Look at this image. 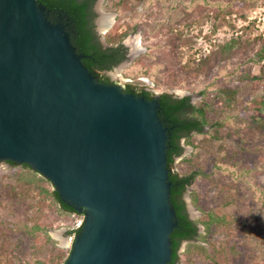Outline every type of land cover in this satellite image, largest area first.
<instances>
[{
    "label": "water",
    "instance_id": "water-1",
    "mask_svg": "<svg viewBox=\"0 0 264 264\" xmlns=\"http://www.w3.org/2000/svg\"><path fill=\"white\" fill-rule=\"evenodd\" d=\"M83 58L37 0H0V163L29 165L84 214L64 264H167L159 97L100 82Z\"/></svg>",
    "mask_w": 264,
    "mask_h": 264
},
{
    "label": "rangeland",
    "instance_id": "rangeland-1",
    "mask_svg": "<svg viewBox=\"0 0 264 264\" xmlns=\"http://www.w3.org/2000/svg\"><path fill=\"white\" fill-rule=\"evenodd\" d=\"M110 1L97 0V23L113 18L114 23L109 29L118 32L126 31L128 23L132 26L123 41L127 58L109 72L115 83L123 87L133 79L130 76H135L142 68L149 75H139L138 80L145 84L146 89L158 95L190 96L193 104L207 108L212 122L221 119L228 102L237 104L247 119L243 123L247 129L251 126L247 142H243L241 134L236 133L240 125L229 122L220 129L219 140L200 137L198 143L201 148L198 151L185 146L183 155L176 159L175 170L182 171L178 163L191 158L187 168L211 172L215 161L223 159L225 154L231 155L242 147L251 149L241 157L240 167L245 170L246 178L240 181L239 198L235 204L225 206L223 195L211 191L213 185L234 187L233 176L225 172H213L212 179L199 178L188 189L185 201L192 220L202 219L204 210L220 215H239L244 227L236 226L229 234L217 227L210 236L211 242L215 246L235 243L241 257L233 264H264V207L261 204V199L264 200V170L256 171V165H264V152H261L264 151V0H254L249 9L237 10L223 19L222 26L215 32L214 28L219 24L212 17V9L205 10L206 15H202L192 10L189 13L183 5L175 6L176 0H122L118 10H111ZM174 7L177 9L172 13ZM148 11L154 12L151 19ZM168 12L175 21L174 29L163 25L156 35L149 33L146 38V23L161 14L167 19ZM101 33L104 41L105 35ZM179 35H183L182 39ZM179 56L183 58L182 63L178 62ZM157 83L161 88H157ZM209 129L206 128L205 132ZM19 169L0 163V264L15 263L21 255V250L14 248L18 236L12 231L17 220L26 223L28 229L35 225L45 228L34 236L22 231L19 236L24 239V252L32 250V239L39 247L49 236L69 257L72 249L69 232L75 218L63 214L57 205L49 202L39 204L40 212L32 208L33 205L38 206V189L23 181L20 183L16 171ZM193 193L197 195L199 208L193 203ZM8 202L23 208L16 215H11ZM200 232L205 233L203 226H200ZM186 244L182 245L180 253L185 251ZM35 257L40 258V255ZM198 264L213 263L199 259Z\"/></svg>",
    "mask_w": 264,
    "mask_h": 264
},
{
    "label": "trees",
    "instance_id": "trees-1",
    "mask_svg": "<svg viewBox=\"0 0 264 264\" xmlns=\"http://www.w3.org/2000/svg\"><path fill=\"white\" fill-rule=\"evenodd\" d=\"M37 1L46 7L48 19L52 23L61 22L65 26L66 32L69 34L71 43L76 48L77 54L85 55L82 62L88 70L100 82L113 84L114 82L103 73L113 70L126 60V49L123 46V41L129 35V30L132 29V26L128 23L126 25L127 30L124 32L115 30L108 32L105 38L110 47L103 48L95 32L94 22L97 14L94 7L97 0ZM252 2L254 0H176L175 6L183 5L186 10L198 11L202 15H206L205 10L212 9L214 11L212 17L219 24L215 26L213 31L215 32L222 26L223 19L225 20L228 16L233 15L237 10L249 9V5ZM147 3L151 4L150 2ZM108 5L109 9L118 10L119 6L122 5V0H112ZM176 9L174 7L172 13ZM153 13L152 11H148V18L151 19ZM168 14L167 19H165V15L161 14L155 17L152 22L146 23L148 30L145 33L146 38L149 37V33L156 35V32L163 25H168L171 30L174 29L173 24L175 21L171 13L168 12ZM133 30L135 29L133 28ZM179 36L182 39L183 35ZM260 39L261 37L258 38V40ZM182 61V56H179L178 62L182 63ZM187 66L185 67L186 69L188 68ZM135 74V76H130V78H133L131 82L125 84V92L145 96L147 99L152 100L155 93L146 89L144 87L145 84L138 80L139 75L148 76V71L139 68ZM157 88H161L160 83H157ZM159 102L160 109L158 115L164 127L167 129L166 155L167 167L169 169L170 202L176 212L175 222L177 225L170 235L172 255L167 264H198L199 259L213 264H233L241 257L237 245L233 243L215 246L211 242L210 236L217 227L223 228L229 234L236 226L244 227V222L239 215H220L209 210L203 211L204 217L202 219L192 220L188 213L185 195L188 189L199 178L212 179L213 172H225L233 176L234 187H218L213 185L211 191L223 195L225 206L235 204L239 198L240 181L246 178L245 170L240 167V163L242 162L241 157L246 155L247 151L251 149L242 147L240 151H233L231 155L225 154L223 159L215 161L213 165L214 170L211 172H206L200 168H187V165L191 164V158H185L178 163V168L180 167L182 171L175 170V166L176 159L183 155L185 146H192L195 151L201 148L198 143L200 137H205L207 140H219L220 129L229 122H233L235 125H240L239 129H236V133L241 134L243 142H247L250 137L249 130L251 126L248 129L244 126L243 123L247 119L240 113L238 105L231 104V102H228L229 104L223 111L221 119L216 122H212L209 119L207 108L193 104L190 96L176 97L173 94L163 93L159 96ZM208 127L210 129L205 132V129ZM9 164L12 168L20 167L19 170H16L19 174L20 183L23 181L31 187L33 186V188L38 189L37 193L39 198L36 203L38 206L33 205L32 207L37 212H40L39 208H37L39 204L41 206V204L49 202L57 205L63 214L84 215L64 202L51 181L44 178L37 171H34L29 165H17L14 162H9ZM260 169L264 170L263 164L256 165V171ZM252 189L259 192V190ZM192 198L194 205L199 208L196 193L192 194ZM0 204L2 206V202ZM261 204L263 208L264 200L262 201V199ZM22 208L16 207L14 204L8 202V211L11 215H16ZM200 226L204 227L205 233L200 232ZM12 227V231L18 236L14 248L17 250L20 249L21 255L17 257V262L10 264H64L67 261L68 253L58 248L49 236H46L47 241L39 247H37L35 240L32 239V250L28 252L23 251L24 239L19 236L22 234V231L26 230L24 232L26 235L34 236L39 232L45 231L44 227L35 225L32 229H28L27 224L20 220H17ZM80 232L81 230L77 231V236ZM71 234L70 231L69 235ZM184 242H187L186 249L183 253H180ZM37 254L40 255V258L35 257Z\"/></svg>",
    "mask_w": 264,
    "mask_h": 264
},
{
    "label": "flooded vegetation",
    "instance_id": "flooded-vegetation-1",
    "mask_svg": "<svg viewBox=\"0 0 264 264\" xmlns=\"http://www.w3.org/2000/svg\"><path fill=\"white\" fill-rule=\"evenodd\" d=\"M94 10H95V12H96V14H97V17H96V19H95V22H94V24H95V32H96V34H97V36L99 37V40H100V43L102 44V46H103V48H108V47H110V45L106 42V38H105V40L103 41L102 39H101V35H100V33L101 34H104V35H106L108 32H110L111 31V29H109V30H106V32H103V30L101 29V28H104L105 29V24H104V22H100L99 21V23H97V18H98V12H97V10H96V4H95V7H94ZM47 17H48V14H47ZM106 20V19H105ZM50 21V20H49ZM51 22V21H50ZM54 24V23H53ZM55 24H62L61 22H58V23H55ZM63 25V24H62ZM65 27V26H64ZM66 30V29H65ZM69 35V34H68ZM70 37V36H69ZM71 40V39H70ZM72 44V43H71ZM123 46H124V48L127 50V48H126V46L124 45V43H123ZM77 52V51H76ZM81 55V54H80ZM84 56V58H85V55H83ZM83 58V59H84ZM126 58H127V51H126ZM82 59V60H83ZM118 67V66H117ZM115 69V68H114ZM112 71V70H111ZM111 71H106V72H104L103 74L104 75H106L107 77H109L110 78V80L112 81V82H114L112 79H111V77H110V75H109V72H111ZM93 74V73H92ZM94 75V74H93ZM95 76V75H94ZM99 80V79H98ZM114 85H118L117 83H113ZM123 88V90L125 91V85L122 87ZM161 94H155V96L154 97H156V96H160ZM6 164H8V165H10L9 164V162H5Z\"/></svg>",
    "mask_w": 264,
    "mask_h": 264
},
{
    "label": "built area",
    "instance_id": "built-area-1",
    "mask_svg": "<svg viewBox=\"0 0 264 264\" xmlns=\"http://www.w3.org/2000/svg\"><path fill=\"white\" fill-rule=\"evenodd\" d=\"M73 217L75 218V223L70 229L72 234L70 235V238H69L71 246H73V244H74V242L76 240L77 231L81 230L83 225H84V223H85V216L84 215L73 214Z\"/></svg>",
    "mask_w": 264,
    "mask_h": 264
},
{
    "label": "bare ground",
    "instance_id": "bare-ground-1",
    "mask_svg": "<svg viewBox=\"0 0 264 264\" xmlns=\"http://www.w3.org/2000/svg\"><path fill=\"white\" fill-rule=\"evenodd\" d=\"M114 23L113 18H107V20L104 21L105 24V30L109 29Z\"/></svg>",
    "mask_w": 264,
    "mask_h": 264
}]
</instances>
